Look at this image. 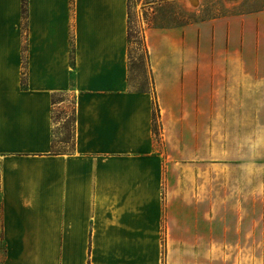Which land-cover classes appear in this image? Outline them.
Returning a JSON list of instances; mask_svg holds the SVG:
<instances>
[{
    "label": "crops",
    "instance_id": "obj_1",
    "mask_svg": "<svg viewBox=\"0 0 264 264\" xmlns=\"http://www.w3.org/2000/svg\"><path fill=\"white\" fill-rule=\"evenodd\" d=\"M128 12L0 0V264H264V11L145 28L139 91Z\"/></svg>",
    "mask_w": 264,
    "mask_h": 264
},
{
    "label": "rangeland",
    "instance_id": "obj_2",
    "mask_svg": "<svg viewBox=\"0 0 264 264\" xmlns=\"http://www.w3.org/2000/svg\"><path fill=\"white\" fill-rule=\"evenodd\" d=\"M261 11H264V0H129V20L134 36L129 53V88L136 91L151 88L146 55L141 46L145 28L194 25ZM72 111L71 99L54 110L55 150L66 151L71 147ZM252 161L264 165V157Z\"/></svg>",
    "mask_w": 264,
    "mask_h": 264
},
{
    "label": "trees",
    "instance_id": "obj_3",
    "mask_svg": "<svg viewBox=\"0 0 264 264\" xmlns=\"http://www.w3.org/2000/svg\"><path fill=\"white\" fill-rule=\"evenodd\" d=\"M21 13H22V19L25 20V15H26V0H21ZM129 18H130V16H129V12H128L127 41H128V58H129V63H130L131 62V59H130L129 53H130V47H131V44H132V41H133L134 36H133L132 31H131V26H130V20H129ZM135 41H134V43L135 44H138ZM141 43H142L141 46H143V49H144V52H145V55H146V47H145V43H144L143 37H142ZM22 51L24 52V46H23V50ZM70 60L72 61V48H71V53H70ZM23 70H24V68H23ZM22 75H24V72H22ZM21 87H25V82H24L23 76L21 77ZM157 114H158V109H157L156 106H154L153 113H152V132H153V135H155V136H157V133H158V130H157V127H158L157 126ZM71 139H72V137H71ZM71 144H72V142H71ZM53 147H54V144H53L52 148ZM70 149H71V147H70Z\"/></svg>",
    "mask_w": 264,
    "mask_h": 264
}]
</instances>
